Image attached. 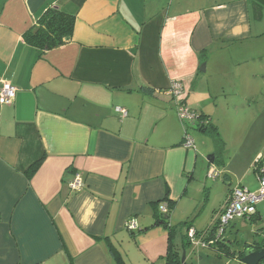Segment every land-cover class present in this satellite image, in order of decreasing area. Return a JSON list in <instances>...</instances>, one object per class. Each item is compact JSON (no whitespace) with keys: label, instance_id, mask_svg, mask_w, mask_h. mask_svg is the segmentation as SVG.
<instances>
[{"label":"crops","instance_id":"crops-1","mask_svg":"<svg viewBox=\"0 0 264 264\" xmlns=\"http://www.w3.org/2000/svg\"><path fill=\"white\" fill-rule=\"evenodd\" d=\"M53 7L73 14L75 27L65 44L43 50L25 34ZM263 10L254 0H0V81L17 88L13 104H0V264H167L169 243L180 254L183 248L177 229L205 231L230 189L255 191L246 172L261 152L245 163L239 186L228 178L229 186L210 185L209 166L223 171L218 152L210 163L203 145L185 146L168 89L181 81L186 104L221 134L220 103L211 111L206 100L219 96L231 68L238 92H245L244 77L256 80L239 67L264 60ZM250 93L245 103L256 90ZM199 121L189 125L192 137ZM227 151L223 168L233 164ZM42 156L29 181L27 169ZM77 173L81 190L70 186ZM214 190L223 198L219 208L209 205ZM205 193L213 208L207 225L198 210ZM167 199L175 205L172 240L163 225L146 229ZM129 220L136 229L127 228ZM213 243L201 245L222 256L225 249Z\"/></svg>","mask_w":264,"mask_h":264},{"label":"rangeland","instance_id":"rangeland-1","mask_svg":"<svg viewBox=\"0 0 264 264\" xmlns=\"http://www.w3.org/2000/svg\"><path fill=\"white\" fill-rule=\"evenodd\" d=\"M263 9L264 5L262 7V10ZM247 47H250V44L246 43L238 45L236 49L238 51L245 50ZM204 63L206 64V62ZM239 70L257 73V78L254 81H250L254 79L251 77H244V80L240 81L243 84L242 87L244 88L245 86L244 90L247 94H251L250 92H253V89L256 90V94L253 95L254 97L251 98L248 103H245L246 93L236 91L235 84L231 83L232 78L230 77H232L231 75L233 74L232 68L229 70L227 76L229 82L226 83V87L217 92L219 96L214 95L213 99H210V101L206 100V105L211 111L214 110L215 103H220L218 110H220V114L223 119L221 124L223 128L220 136L222 138V142L225 144L227 143L228 147H224L223 149L222 147H219L214 137L207 132L195 129L193 133L197 147H200L201 145L204 146L206 153L205 158L207 160L208 156L212 154V151L218 152V164L221 167L220 169L223 171L220 170L222 174L217 180L212 181L211 178L208 179L211 182V186L213 182H219L222 185L229 186V182L225 183L223 181L224 178H228L227 181L231 180L230 182H232L234 186H239L240 178L246 169L244 168L245 163H247L256 152L262 153L259 158L261 159L263 157L261 162L264 165V60L250 59V61L241 64ZM204 76L206 82H208V80L210 81L211 77H208V75ZM252 82H256L254 83L255 87L249 89L248 92V87ZM196 134L202 137L201 140L198 139V135ZM228 149L233 157V164L231 168H223L225 166L224 161H227ZM229 158L230 157H228V159ZM255 164L257 163L254 162L252 167L246 172L247 180H250L249 182L252 181V184H254L255 187L254 190L256 189L253 192L260 189V183L258 182L259 180L254 168ZM224 170L226 172H224ZM203 181L205 182L207 180L204 179ZM204 197L203 203L198 208L199 213L202 212L201 215H199V222L203 225H207V223H209L208 216L206 215L209 213L208 210L213 209L210 208L211 206L219 208L223 198H221L222 196L219 190L213 191L210 204L208 203L209 201L206 193ZM208 207L210 209H208ZM258 208L260 210V216L257 217L256 220L255 218L246 219L244 216H238L236 217L235 222H232L226 229L225 235L222 238L223 244H220L221 249H225L222 256L215 255L216 253L212 252V249L210 248H202V245L200 244L201 239H199V236L196 235L194 243L187 245L185 249L186 263L245 264L241 262L240 259H235L233 254L228 252L224 246L227 245L228 247H231L233 251H237L239 253L240 251H244L246 246L250 244L256 246L264 245V200L258 204ZM202 224H200V227L203 228ZM177 230L176 240H179L178 243L181 242L182 245L183 237L186 233L184 230L181 231L180 228ZM181 255H183V248L181 249ZM261 264H264V262Z\"/></svg>","mask_w":264,"mask_h":264},{"label":"trees","instance_id":"trees-1","mask_svg":"<svg viewBox=\"0 0 264 264\" xmlns=\"http://www.w3.org/2000/svg\"><path fill=\"white\" fill-rule=\"evenodd\" d=\"M254 5H255V8L257 9V11L258 10L260 11V10H262V7L264 5V0H254ZM74 27H75V16L73 14L67 13L61 9L53 7V8L48 9L45 12V14L39 20V23L37 26L31 28L25 34V39L29 44H31L33 46H36V47L43 49V50H50V49H53V48H56V47H59V46L65 44L67 42V40H69L70 37L72 36L73 31H74ZM202 58L203 59L205 58V52L202 54ZM183 102H185L184 99H183ZM197 115H198V118L200 119V121H199L200 124L198 123L200 130L211 134L214 137L216 143L219 145V147H222V149H223L224 143L222 142V138H221L220 133L218 131V127L210 125V122L203 125L204 120H208L209 118H207V116H205V115H200V114H197ZM262 158L257 163V167L255 169L256 174L258 173L257 169L264 168V166L261 162ZM44 160H45V156H42L40 159L35 161L27 169L26 175H27L29 181L32 180L34 175L38 172V170L41 167V165L43 164ZM231 190L232 189H230V191ZM230 191H229V193H230ZM167 201H168L167 211L157 213L155 222L150 227H147L146 229L151 228V227H155L158 225H163L169 229L170 240H172L176 226L171 225L170 215H171V211L174 209L175 205L170 200L167 199ZM224 207H225V204H224ZM224 207L221 210L220 215L223 212ZM165 215H167L168 218H165ZM244 217L246 219L255 218V220H256V218L258 217V205H257V211L254 215L244 216ZM190 223H191V220L185 221L182 223V226H187ZM219 227H220V220L218 218L217 221L214 224H212L207 230L201 231V232H196V233L199 236V238L202 237L203 241L207 245L210 244V241H214L215 242V243H213L214 245L215 244H223L222 238H223V234H224L225 229H224L222 235L218 236ZM146 229H144V230H146ZM190 244H192V242L190 241L188 235L187 234L184 235V237H183V248L186 249L187 245H190ZM173 246L174 245L171 241L169 243V249H168V253H167V257H168V263L167 264H182V262H181L182 256H181L179 251H176L173 248ZM256 247L263 248L264 245H262V246L257 245ZM229 251H230V249H229ZM233 252L235 253L236 251H233ZM239 253H240L239 257H242L243 251H240ZM70 264H74L73 260L70 261Z\"/></svg>","mask_w":264,"mask_h":264},{"label":"built area","instance_id":"built-area-1","mask_svg":"<svg viewBox=\"0 0 264 264\" xmlns=\"http://www.w3.org/2000/svg\"><path fill=\"white\" fill-rule=\"evenodd\" d=\"M169 93L173 95L176 99V110L181 122L185 125V146L187 148H196L194 138L188 133L189 125H191L197 118L198 115L194 109L189 107L185 102H183V97L185 94L184 85L181 81L175 80L171 83ZM17 88L7 80L0 81V104L11 105L15 102ZM116 110L121 114L122 117L128 115L127 109L123 107H116ZM208 120H204L203 125L207 124ZM257 178L260 183V189L256 192L250 191L245 187H235L233 188L225 203L223 212L221 213L220 227L218 229V236H221L225 227L238 216H251L257 211V205L264 200V168L257 169ZM208 177L211 179H216L220 176L219 170L214 166H209ZM85 185V182L81 174L77 173L74 179L70 182V186L74 190H81ZM163 211H167V207L163 208ZM127 228L136 229L137 223L134 220H129L126 223ZM196 231L190 229L188 232V237L192 244L196 238ZM200 244L206 245L202 237ZM214 241H210L213 243ZM199 244V245H200Z\"/></svg>","mask_w":264,"mask_h":264},{"label":"water","instance_id":"water-1","mask_svg":"<svg viewBox=\"0 0 264 264\" xmlns=\"http://www.w3.org/2000/svg\"><path fill=\"white\" fill-rule=\"evenodd\" d=\"M200 70L205 72L206 71V64L203 63L200 67ZM208 161L210 163L215 162V155L211 154L208 156ZM168 216L166 215L165 218ZM186 251L183 249V255L181 257L182 264H187L186 261ZM240 261L245 264H261L264 261V247L259 248L253 245H247L245 250L243 251V256L240 257Z\"/></svg>","mask_w":264,"mask_h":264}]
</instances>
